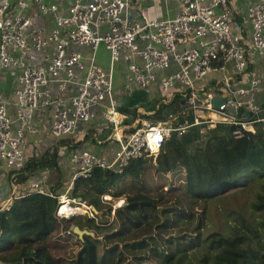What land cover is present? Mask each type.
I'll return each instance as SVG.
<instances>
[{"label": "built area", "instance_id": "2783aa9c", "mask_svg": "<svg viewBox=\"0 0 264 264\" xmlns=\"http://www.w3.org/2000/svg\"><path fill=\"white\" fill-rule=\"evenodd\" d=\"M131 1L71 0L67 14L60 16L56 4L43 0H0V160L10 176L29 162L25 139L39 132L33 120L39 110L50 111L54 139L70 138L99 112L118 143L110 160L87 151L73 153L75 171L66 195L77 178H88L94 168L121 172L132 160L144 157L155 163L173 133L181 136L191 127L204 133L222 124L235 127L233 136L240 138L252 133L255 123L264 125L260 97L264 80L249 71L251 59L264 56V0L247 10L249 47L243 43L242 25L229 0H176L175 17L148 22L129 18ZM36 16L52 17L53 28L47 33L32 29ZM100 47L108 52V71L95 64ZM49 48L51 57L45 54ZM82 48L91 50L86 63ZM32 53L45 55L44 61L30 63ZM120 59L126 65L123 95L134 87L146 90L158 84L159 103L168 105L179 98L193 122L137 117L127 124L129 118L120 111L113 85L114 65ZM227 68L234 70V79H222L201 91L196 88V82ZM157 74L165 75L158 80ZM8 76L17 79L13 101L2 85ZM215 100H220L218 108ZM45 183L46 177H37L14 190L5 203L0 202V212L8 210L14 199L32 193L51 197ZM66 195L58 198L60 218ZM72 204L71 217L78 208L76 202Z\"/></svg>", "mask_w": 264, "mask_h": 264}, {"label": "trees", "instance_id": "16d2710c", "mask_svg": "<svg viewBox=\"0 0 264 264\" xmlns=\"http://www.w3.org/2000/svg\"><path fill=\"white\" fill-rule=\"evenodd\" d=\"M135 107L153 114L138 115ZM120 110L127 124L137 117L193 122L179 98L168 105L146 102L140 91ZM234 129L219 124L202 133L191 127L181 136L173 133L155 163L144 157L121 172L94 168L88 178L73 182L66 199L96 214L69 219L57 215L64 187L57 148L32 156L11 175L12 184L25 185L39 171L56 174L58 182L49 189L51 197L32 193L0 212V264H264V125L255 123L254 131L240 138ZM254 186V200L233 210L234 225L205 232L210 204L231 197L220 192ZM104 197H123L124 203L114 208ZM193 222L194 234L170 232ZM74 228L85 234L80 238Z\"/></svg>", "mask_w": 264, "mask_h": 264}, {"label": "crops", "instance_id": "0c3cea01", "mask_svg": "<svg viewBox=\"0 0 264 264\" xmlns=\"http://www.w3.org/2000/svg\"><path fill=\"white\" fill-rule=\"evenodd\" d=\"M47 4H56L58 6V13L60 16H64L67 14V9L71 4V0H43ZM152 0H132L130 4L129 18L132 20H138L142 22H148L153 20H165L175 17L178 11L176 0H160L161 5L164 3V10L161 9L160 13L156 15V17L147 18L146 14L150 9H154L155 5H150V9H147V3ZM259 0H229L230 9L233 14L237 17L239 22L242 25L243 29V43L249 47L251 44V27L246 21L247 10L256 4ZM149 7V6H148ZM147 12V13H146ZM54 26V20L52 17L44 18L40 16H36L35 23L32 25V29H46V33L48 30L52 29ZM45 35V34H44ZM81 53L83 56V61L86 63L88 59L91 57V50L89 48H82ZM45 54L48 57H51L53 52L52 49L49 48ZM45 55L41 53H32L29 55L30 63L32 64H41L44 61ZM95 64L104 71H108L109 64V55L108 52L104 49V47H100L97 51ZM251 68L249 69L250 74H256L258 77L264 80V56L263 57H253L251 59ZM114 73H113V82L114 88L118 92L116 97L119 101L120 108L126 106L128 103V99L132 97V95L136 92H143L146 97V102L156 101L160 102V95L158 92V84L151 85L148 89L142 90L137 87H134L128 94H122V87L125 83V72L126 65L123 59H120L114 65ZM117 72H119V77L117 76ZM165 74H157V79L160 80ZM249 77V76H248ZM230 78L234 79L235 74L232 68H227L224 71H219L214 73L213 75L202 79L199 82H196V88L200 91L202 89H209L214 83L221 82L222 79ZM14 79L13 88L8 90L7 99L13 101V90L17 87V79ZM240 82L234 85V88H238L240 86ZM15 88V89H14ZM261 101L264 102V83L262 87V93L260 94ZM260 101V100H259ZM11 109V108H10ZM138 115H144L145 117H150L153 113L145 112L144 109L140 107H135ZM121 111V110H120ZM122 112V111H121ZM124 113V112H123ZM51 113L49 110H39V112L34 115V124L38 127L37 134H28L26 135L24 149L28 158L38 157L42 153L46 151H51L54 148H57L59 154L58 165L60 171L62 172L60 178L63 186L66 187L71 182V177L74 174L75 167L71 161V155L75 152L87 151L96 156L103 157L106 160H110L112 158L113 152L116 148H118V143L113 141L111 138V132L107 133L109 128L104 125V122L99 114L96 113V118L87 125H81L77 129V132L66 139H54L50 135V123H51ZM128 122V121H127ZM56 174L47 171H39L38 175L31 179L34 180L37 177H46L45 186L47 190L54 187V184L57 179H54ZM24 185L12 184L11 176L6 171V167L4 162L0 160V202L5 203V201L10 197L14 190H19ZM62 190V189H61ZM60 190V191H61ZM63 189V193L61 196L66 194ZM72 202L71 200L65 199ZM68 202V203H70ZM79 205V204H78ZM84 206L83 204H81ZM80 205V206H81Z\"/></svg>", "mask_w": 264, "mask_h": 264}, {"label": "rangeland", "instance_id": "374dc122", "mask_svg": "<svg viewBox=\"0 0 264 264\" xmlns=\"http://www.w3.org/2000/svg\"><path fill=\"white\" fill-rule=\"evenodd\" d=\"M153 4L155 5V8L150 9V5H153ZM146 5H147V9H150L148 11V13L146 12L147 18L156 17V15H158L160 13L161 9L164 10V7H163L164 3H162V5H163L162 6L160 0H152L151 2H148ZM117 76L119 77V72H117ZM14 82H15L14 79L8 76L7 81L2 85H3L5 90H11L13 88ZM63 189L65 190V186L63 187ZM255 191H257L256 186H254L248 190H246L245 188H243V189L230 188V189L226 190L225 192L222 191L225 194L220 192L219 194H221V195H225V196L230 195L231 197L227 198L228 199L227 202L220 204L221 201H214L213 203L210 204L211 207H209V210H208V218L206 221L207 228H206L205 232L211 233L215 230H218L219 228H223L225 226L227 227L229 225H234V223H233V220H234L233 210H235L237 206H242V205L247 206L249 202L253 201L254 200L253 193ZM236 198H238V199L235 200ZM103 199L109 200L110 198L104 197ZM216 199H219V197H217ZM110 200H112V199H110ZM68 202H70V201H68ZM111 202H112V206H114V208H117V207L123 205L124 198L122 197L118 200L113 199ZM68 204L70 205V204H72V202H70ZM74 205H76V204H74ZM81 207H85V213L78 212V214L75 213V215H87L88 216V215H90V212H92L91 208L87 207L86 205H84V206L78 205V208H76V210L79 211L81 209ZM70 213H72V211ZM93 214H95V213H93ZM62 218L69 219V218H71V215H69L67 213L65 215H62ZM111 219H112V216H111L110 220ZM194 228H195V222H193L189 225L183 223L181 225H177V227L171 228L170 232H172L173 235H178L179 233H187V234L191 235V234H194V232H193ZM91 236H93V235H91ZM73 247H74V250L79 249L78 244H74Z\"/></svg>", "mask_w": 264, "mask_h": 264}, {"label": "water", "instance_id": "95a60500", "mask_svg": "<svg viewBox=\"0 0 264 264\" xmlns=\"http://www.w3.org/2000/svg\"><path fill=\"white\" fill-rule=\"evenodd\" d=\"M181 104H183V102H181ZM214 107L218 108V106L220 105V100H215L213 101ZM231 113H234V110L230 111ZM248 114V113H247ZM249 115V114H248ZM93 213L96 214V210L94 208L91 209ZM74 233H76L80 238L85 234L84 232L79 231L78 228H74L73 229Z\"/></svg>", "mask_w": 264, "mask_h": 264}, {"label": "bare ground", "instance_id": "6f19581e", "mask_svg": "<svg viewBox=\"0 0 264 264\" xmlns=\"http://www.w3.org/2000/svg\"><path fill=\"white\" fill-rule=\"evenodd\" d=\"M63 208L61 209V211L59 212L60 214H62V215H65V214H70V212L71 211H73V210H71L72 209V207L68 204V202L67 203H65V202H63ZM85 208V207H84Z\"/></svg>", "mask_w": 264, "mask_h": 264}]
</instances>
